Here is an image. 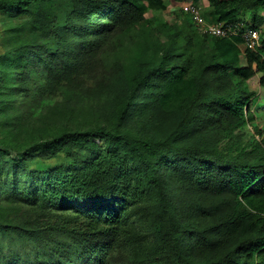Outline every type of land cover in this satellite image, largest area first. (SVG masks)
<instances>
[{
	"label": "rangeland",
	"instance_id": "374dc122",
	"mask_svg": "<svg viewBox=\"0 0 264 264\" xmlns=\"http://www.w3.org/2000/svg\"><path fill=\"white\" fill-rule=\"evenodd\" d=\"M83 1H48L42 10L46 12L44 16L48 15L43 17L42 27L37 23L42 21L40 16L32 13L17 18L0 13V264H93L98 244L110 242V238H92L69 229L86 226L93 216L106 217L120 211L126 218L120 224L121 233L115 237L109 264H173L166 260L170 245L161 242L149 227L154 210L151 198L147 196L137 203H123L120 199L90 203V197L82 199L78 193L79 187L84 192L86 184L102 183L109 176L126 185L128 176H135L141 169L130 164L116 170L114 163L118 161L107 152L101 138L87 140L83 145L58 140L67 131L111 127L133 84V68L154 51L152 44H137L139 30L134 27L115 26L110 31L104 28L108 9L97 17L96 6L88 14V21L79 23L77 13L83 11L77 10ZM196 1L192 4L201 8L204 18L215 22L211 0ZM187 4L171 1L165 10L149 9L146 17L154 27L180 24L187 14L193 21ZM258 15L264 16L263 8L244 10L241 18L254 23ZM53 20L60 29L58 46L54 35L45 38L43 33ZM91 22L97 24L94 33ZM72 24L78 28L72 29ZM157 35L163 42L166 40L162 32ZM16 49L24 50L20 60L14 56ZM155 51L161 48L156 45ZM246 62L243 56L242 64ZM262 77V72H256L244 80L231 73L239 88L256 90L264 97ZM164 111L152 102L133 114L123 128L137 135L156 134L161 124L168 123L158 124L166 117ZM253 132L248 126L236 135L245 139ZM207 135L193 133L189 139L206 143L210 138ZM218 141L219 138L213 142ZM35 144L40 145L31 155H23ZM184 161L181 158L171 163V203L188 222L200 228L217 216L205 215L204 208L196 204L210 205L217 198L191 184ZM162 170L160 165L158 172ZM198 236L186 238L189 246H194L188 247V253L199 262L217 260L234 243L225 238L210 246L200 241L202 235ZM212 236L214 240L223 237L219 233Z\"/></svg>",
	"mask_w": 264,
	"mask_h": 264
},
{
	"label": "trees",
	"instance_id": "16d2710c",
	"mask_svg": "<svg viewBox=\"0 0 264 264\" xmlns=\"http://www.w3.org/2000/svg\"><path fill=\"white\" fill-rule=\"evenodd\" d=\"M48 1L0 0V13H5L8 18L32 13L40 16L42 21L37 23L42 27L43 17L48 16H44L46 12L42 10ZM171 1L192 3L196 0L83 1L77 10L83 12H76L81 19L77 20L79 23L84 25L91 9L96 6H99L97 17L108 9L104 28L110 31L115 26L134 27L139 30L137 44H152L154 51L133 68V84L125 93L123 107L111 127L99 125L90 130L67 131L59 135L58 140L62 144L83 145L87 140L101 138L107 152L118 161L114 163L116 170L130 164L141 169L135 176H128L126 185L109 176L102 183L86 184L82 187L84 192L79 191V187L78 193L82 194V199L90 197V203L107 199L137 203L147 196L151 198L154 210L148 224L161 242L170 245L166 259L169 262L264 264V97L256 90L239 88L231 79V73L238 79L247 80L256 72H262L261 82L264 84V45L254 51L241 38L203 33L196 22L190 20L189 14L180 24L154 27L146 17L148 10H165ZM211 5L215 22H239L255 29H261L264 23L261 15L255 16L254 23L241 18L244 10L264 9V0H211ZM181 15L185 14L181 12ZM54 21L47 30L43 29V33L45 38L54 35L58 46L60 29ZM75 25L72 24V29L78 28ZM96 25L91 22L92 33ZM158 32L164 34V42ZM262 42L264 44V30ZM156 45L161 48L160 52L155 51ZM23 51L14 50L17 60L23 58ZM243 56L246 65L242 64ZM152 102L165 110L166 117L158 124L168 121L161 124L158 133L137 135L123 128L133 114L140 113ZM248 126L252 127L253 134L246 140L240 139L236 134ZM193 133L210 134L207 135L210 138L206 143L205 140L191 141L189 136ZM217 138L219 141L213 142ZM39 145L27 148L23 155H31ZM93 145L97 148L96 144ZM181 158L187 164L185 169L191 184L217 198L210 205L196 204L204 208L205 215L217 216L200 228L188 222L182 211H177L171 203V163ZM160 165L163 170L159 173ZM125 218L122 211L106 217L93 216L86 226L69 230L92 238H110L111 244L108 241L98 244L97 256L93 258V264H109L108 257ZM218 233L223 237L214 240L212 234ZM189 235L193 238L202 235L200 241L204 240V244L210 246L225 238L233 239L234 243L217 260L199 262L188 253V249L194 247L193 244L189 246L186 238Z\"/></svg>",
	"mask_w": 264,
	"mask_h": 264
},
{
	"label": "built area",
	"instance_id": "2783aa9c",
	"mask_svg": "<svg viewBox=\"0 0 264 264\" xmlns=\"http://www.w3.org/2000/svg\"><path fill=\"white\" fill-rule=\"evenodd\" d=\"M199 30L213 36L226 38H241L247 44L248 48L254 51H259L263 47L262 30L250 27H245L242 23L234 22H213L209 23L205 18L201 8L198 5L189 3L187 7Z\"/></svg>",
	"mask_w": 264,
	"mask_h": 264
}]
</instances>
